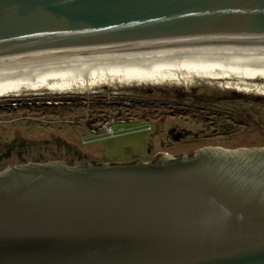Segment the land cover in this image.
Masks as SVG:
<instances>
[{"label":"water","instance_id":"95a60500","mask_svg":"<svg viewBox=\"0 0 264 264\" xmlns=\"http://www.w3.org/2000/svg\"><path fill=\"white\" fill-rule=\"evenodd\" d=\"M264 56V0H0V71ZM0 264H264V147L0 172Z\"/></svg>","mask_w":264,"mask_h":264},{"label":"rangeland","instance_id":"374dc122","mask_svg":"<svg viewBox=\"0 0 264 264\" xmlns=\"http://www.w3.org/2000/svg\"><path fill=\"white\" fill-rule=\"evenodd\" d=\"M204 147H264V95L196 79L186 86L114 84L0 100V172L59 160L152 163Z\"/></svg>","mask_w":264,"mask_h":264},{"label":"bare ground","instance_id":"6f19581e","mask_svg":"<svg viewBox=\"0 0 264 264\" xmlns=\"http://www.w3.org/2000/svg\"><path fill=\"white\" fill-rule=\"evenodd\" d=\"M196 79L264 95V56L142 57L7 69L0 71V100L30 92L78 94L101 86L192 85ZM47 95V94H46Z\"/></svg>","mask_w":264,"mask_h":264},{"label":"built area","instance_id":"2783aa9c","mask_svg":"<svg viewBox=\"0 0 264 264\" xmlns=\"http://www.w3.org/2000/svg\"><path fill=\"white\" fill-rule=\"evenodd\" d=\"M112 121H113V123H114L115 120L112 119ZM121 123H122V122H121ZM125 123H126V122H123L122 124H125ZM114 125H115V124H114ZM114 125H113V126L111 125L112 127H111L110 130H109V131L112 133L113 136H114V134H115V132H114V130H113ZM106 129H107V127H106V128H103V127H102V128H100V131H101V132L107 131ZM107 133H108V132H107Z\"/></svg>","mask_w":264,"mask_h":264},{"label":"flooded vegetation","instance_id":"af4514ba","mask_svg":"<svg viewBox=\"0 0 264 264\" xmlns=\"http://www.w3.org/2000/svg\"><path fill=\"white\" fill-rule=\"evenodd\" d=\"M179 139H180V138H179ZM198 150H199V149H198ZM198 150H197V151H198ZM195 152H196V151H195ZM195 152H193V153H195Z\"/></svg>","mask_w":264,"mask_h":264},{"label":"crops","instance_id":"0c3cea01","mask_svg":"<svg viewBox=\"0 0 264 264\" xmlns=\"http://www.w3.org/2000/svg\"><path fill=\"white\" fill-rule=\"evenodd\" d=\"M146 163H149V162H146Z\"/></svg>","mask_w":264,"mask_h":264}]
</instances>
